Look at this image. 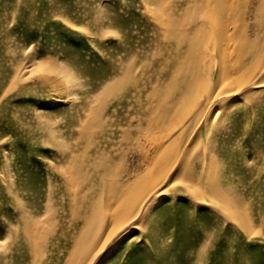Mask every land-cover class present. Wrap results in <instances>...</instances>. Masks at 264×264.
<instances>
[{
    "label": "rangeland",
    "instance_id": "rangeland-1",
    "mask_svg": "<svg viewBox=\"0 0 264 264\" xmlns=\"http://www.w3.org/2000/svg\"><path fill=\"white\" fill-rule=\"evenodd\" d=\"M0 264H264V0H0Z\"/></svg>",
    "mask_w": 264,
    "mask_h": 264
},
{
    "label": "bare ground",
    "instance_id": "bare-ground-1",
    "mask_svg": "<svg viewBox=\"0 0 264 264\" xmlns=\"http://www.w3.org/2000/svg\"><path fill=\"white\" fill-rule=\"evenodd\" d=\"M220 24V23H219ZM228 32V31H226ZM215 35L217 36H224L227 38L226 36V33L224 31H220L219 29H216L215 30ZM252 36V35H251ZM250 55V54H249ZM253 58V57H252ZM249 62V61H248ZM135 110V109H134ZM137 112V111H136ZM125 123V122H124ZM119 124V123H118ZM131 125V124H130ZM155 125V124H154ZM132 126V125H131ZM153 129V128H152ZM137 131V130H136ZM138 133V132H136ZM132 135V134H131ZM136 135V134H135ZM139 136V135H138ZM175 144V143H174ZM181 151H182V148H179V152H178V155H177V158L180 157V154H181ZM159 151H154V153L150 156V157H146L143 162L145 164V172L149 173L150 174V177H151V182H152V179L154 178V181H158L157 182V185L164 182L165 179L167 178L168 176V173H169V169H165L161 166V162L159 160H155L157 154H158ZM137 157V156H136ZM126 161V160H125ZM184 161V164H185V159L183 160ZM153 164V168H150V166ZM157 169L155 170L154 168ZM136 168H139V165L136 166ZM137 177V174L136 176L132 173H129V172H124L123 174H121L114 182V185L115 186H119V185H126V186H129V185H132V183H134L135 181L137 180H140V179H136ZM157 178V180H156ZM149 187V185H148ZM123 189V188H122ZM148 190H144V188L142 190H135V191H131L130 192V195H129V198H132L133 202L135 200V198H140L141 196H143V194L145 192H147ZM152 196V195H151ZM151 196L148 198V199H145V201H143L140 205L141 207V210L145 209L144 207L146 206V203L150 200ZM130 207L131 205H128L127 206V211L124 212V213H121L119 215H117L116 212H113L114 216H115V219L116 220H120L121 218L124 219V215L123 214H127V212H129L130 210ZM120 208V207H119ZM125 208V207H124ZM124 208H123V211H124ZM111 216V215H110ZM129 216V215H128ZM126 217V216H125ZM130 220H133V215L131 214L129 217H128ZM134 218H136V216H134ZM129 220V221H130ZM33 230V229H32ZM254 239V238H253ZM9 247V246H7ZM9 249V248H8ZM7 252V251H6ZM251 252V251H250ZM253 257V256H251Z\"/></svg>",
    "mask_w": 264,
    "mask_h": 264
}]
</instances>
